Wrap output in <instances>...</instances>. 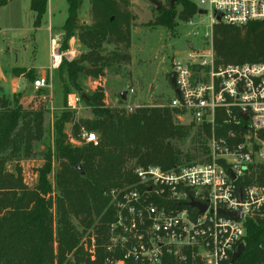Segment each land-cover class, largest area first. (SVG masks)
I'll return each mask as SVG.
<instances>
[{
    "label": "trees",
    "instance_id": "trees-1",
    "mask_svg": "<svg viewBox=\"0 0 264 264\" xmlns=\"http://www.w3.org/2000/svg\"><path fill=\"white\" fill-rule=\"evenodd\" d=\"M46 1H30L34 27L41 23ZM65 1L68 15L61 50L67 49L66 43L73 35L84 49L79 59L61 63L70 85L76 87L77 75L85 69L89 77L100 80L106 69L130 64V32L136 18L129 12V0H89L90 25L79 23L80 1ZM180 4L181 20L197 13L188 1ZM4 5L5 0H0V7ZM156 22L166 26V13ZM211 35L217 64L264 62V23L242 27L218 23L212 26ZM104 45L113 50L104 53ZM13 74L16 78L21 75L17 70ZM60 82L66 96L68 89L62 79ZM88 101L94 117L91 121H77L68 110L57 118L53 147L44 148L45 163L36 170V180L27 185L22 164L34 160L24 161L32 153V143L42 141L43 114L26 111L21 104L12 107L0 90V264H101L104 253L100 246L94 261L81 252L72 217L83 223L89 216L98 218L96 232L103 236L111 221L107 193L135 183V167L158 166L168 171L182 164L181 152L173 142L187 138L193 127L174 120L168 107L144 106L130 114L108 109L100 87ZM221 121V117L215 118L216 136H225L230 129ZM68 123L73 131L88 126L97 134V145L70 146L63 132ZM202 128L209 136L210 127ZM52 158L56 164V190L46 199L52 193L47 181ZM14 161L17 163L11 167ZM191 161L187 155L184 162ZM251 179L264 184V167H257ZM245 230L244 248L231 264H264V216L246 220ZM162 264L174 263L166 259Z\"/></svg>",
    "mask_w": 264,
    "mask_h": 264
},
{
    "label": "built area",
    "instance_id": "built-area-1",
    "mask_svg": "<svg viewBox=\"0 0 264 264\" xmlns=\"http://www.w3.org/2000/svg\"><path fill=\"white\" fill-rule=\"evenodd\" d=\"M200 4L210 18L211 32L218 23L236 27L264 23V0H200ZM192 24L191 19L187 21L188 26ZM211 32L201 37L205 48L189 45L175 54L170 72L174 95L166 106L180 124L210 127L206 162L168 171L158 166L135 167V183L107 193L111 221L100 245L105 264H162L166 259L174 264H231L238 247L244 245L246 220L264 216V184L251 179L255 156H262L257 153L264 144V62L217 64ZM49 56V67L55 70L62 61L74 60L77 52L73 47L61 51L52 39ZM49 82L46 76L37 77L32 88L42 91ZM97 87H103L101 81ZM125 92L123 104L134 95L132 88ZM80 102L79 94L69 95L67 110L75 113ZM137 108L124 104L118 111L130 114ZM216 117L222 118L221 125L230 126L225 136L215 134ZM67 140L98 143L97 135L83 128L77 142L70 136ZM25 164L24 181L31 185L40 166L27 174ZM191 201L206 205V210L200 213L188 207ZM218 210L239 213L242 218L235 221ZM98 237L89 236L92 261Z\"/></svg>",
    "mask_w": 264,
    "mask_h": 264
},
{
    "label": "rangeland",
    "instance_id": "rangeland-1",
    "mask_svg": "<svg viewBox=\"0 0 264 264\" xmlns=\"http://www.w3.org/2000/svg\"><path fill=\"white\" fill-rule=\"evenodd\" d=\"M30 1L5 0L6 5L0 7L1 94L8 99L12 107L21 104L22 108L26 111L42 112L43 114L42 141L33 142L31 155L24 159V161L34 159L35 161L38 160V162L35 163L34 160L33 162H26L23 168L27 174H32V170L37 169L45 163L44 148L53 147L54 123L62 112L67 111V97L71 94H79L81 102L74 113L75 118L77 121H91L94 117L91 113L92 107L89 105L88 98L95 91L91 87L92 84L89 85V78L91 77L86 74L88 72L87 69L77 75L76 87L70 85L68 82L66 71L61 68V64L58 69H50V36L45 30L46 24L41 22L42 24L40 23L38 27H34L35 14L29 8ZM53 1H59L60 8L62 5L61 9H64V12L60 14H63V16L58 21L62 23L65 17L64 14H66L67 4L65 0ZM77 1L81 3L78 10L79 23L90 25L91 4L89 9V0ZM152 1L161 3L162 13L159 12L161 8L157 10L156 5ZM181 1L176 0L174 4H171L170 0H129V12L136 18L130 32V64L115 65L105 70L102 83L105 108L118 110L124 104L137 105L139 108L144 106L166 107L171 101L174 95L173 87L169 82L172 59L176 58L175 54L177 52L182 53L187 47L190 48L189 45L205 48L206 42L201 37L211 32L208 15L196 13L185 21L181 20L179 17L182 7ZM186 1L192 4L196 10L201 8L200 0ZM164 13H166L169 23L166 26H161L156 20L164 15ZM190 19L193 24L188 26L187 21ZM45 20H47V17H45ZM40 27L41 29H39ZM52 30L54 35L59 34L61 31V35L56 36L59 37V44L62 46L65 36L63 26L61 28L53 27ZM67 43L66 46L68 47ZM73 48L77 52V57L74 60H77L83 54L84 49L78 40L73 43ZM112 50V46L104 45V53ZM66 62L70 63L71 61ZM84 66L85 68L88 67L87 65ZM44 69L48 72L49 87L36 92L32 88V83L38 77L35 72ZM14 70H17L21 74L19 82L16 81V77L13 74ZM60 79H62L63 84L68 89L66 96H64ZM80 79L83 82L79 81ZM51 83L52 98L50 95ZM127 88H132L134 95L128 97L123 104L119 95L127 91ZM184 124L188 125L187 122H184ZM81 128L86 131L91 130L88 126L80 127L79 130ZM79 130L75 129L73 131L71 123L63 126V132L66 134V137H72L75 142L79 140ZM90 132L95 133L94 131ZM208 138L209 136L206 135L202 127H193L187 138L179 142L174 141V146L181 152V165L188 164V162H184L187 155L192 158L190 164L206 162ZM69 144L72 147L82 146V144ZM259 149L257 154L261 153L262 156H255V168L264 167V144ZM16 163L14 161L10 166L14 167ZM55 169L56 164L52 158L51 169L47 175V181L51 186L52 193L47 195L46 199L55 195ZM81 220L83 221L84 218L82 217ZM71 222L78 235V247L88 258L90 234H98L100 245L104 240V237L96 232L95 226L98 224V218L89 216V220H84L83 223L79 218L72 217ZM86 224H89V227H86ZM70 258L69 255L67 259ZM101 264H105L104 257Z\"/></svg>",
    "mask_w": 264,
    "mask_h": 264
},
{
    "label": "crops",
    "instance_id": "crops-1",
    "mask_svg": "<svg viewBox=\"0 0 264 264\" xmlns=\"http://www.w3.org/2000/svg\"><path fill=\"white\" fill-rule=\"evenodd\" d=\"M88 5H89V9H90V1H89ZM61 8H62V5H61ZM61 8H60V2L59 1H53V0H47L46 1V9H45V13H44V15L42 17L41 22L46 24L45 30L49 33V36H50L49 43H50V40L53 39V40H56L58 42V44H59V37H57V36L61 35V31H60L59 34H56L57 35L56 36V35H54L52 33L53 32L52 28L53 27H60L61 28L64 25L65 21H66V18H67V15H68L67 14V8H66V12H65L66 14H64L65 17L63 19V22L62 23L58 22L60 20L61 16H63V14L62 15H60V14L64 12V9H61ZM45 17H47V20H45ZM39 29H41V27ZM75 41H77V38L74 35L73 37H71L68 40L67 49L72 48L73 47V43ZM59 46H60V48H62L61 44H59ZM47 73L48 72L45 69L35 72V74H37L38 77H44V76L48 77ZM103 78L104 77H102V79H100V80L99 79H93V78L91 79V78H89V85L92 84L91 87L93 88V90H95L97 88V84H98L99 81H101L103 83V80H104ZM19 80H21V76L16 78V81L19 82ZM79 81L83 82L82 79H80ZM50 95H51V98H52V83H51ZM51 104H52V99H51Z\"/></svg>",
    "mask_w": 264,
    "mask_h": 264
},
{
    "label": "water",
    "instance_id": "water-1",
    "mask_svg": "<svg viewBox=\"0 0 264 264\" xmlns=\"http://www.w3.org/2000/svg\"><path fill=\"white\" fill-rule=\"evenodd\" d=\"M175 1L176 0H170L171 4H174ZM152 3L154 5H156L157 10H159L161 8V3L155 2V1H152ZM197 14H199V15H206L207 14V11L204 10V9L199 8L197 10ZM216 19H217V21H219L220 20V15H218L216 17ZM169 82H170V85L174 86L175 79H174V74L173 73H170L169 74ZM125 96H126V92L120 93V95H119L120 100L124 101L125 100ZM244 120H245V118H244ZM261 136H264V132H261ZM231 176L233 177V175H231ZM188 207H190V208H197L200 213H203L206 210V205L200 204V203L195 202V201L189 202L188 203ZM218 213H220L222 215H227L229 217H233V219L235 221L241 220V218H242L241 214H239V213H237V214H230V213L224 212L223 210H218ZM243 248H244V245H240L238 247L237 254L235 255L234 259L241 253V251L243 250Z\"/></svg>",
    "mask_w": 264,
    "mask_h": 264
}]
</instances>
